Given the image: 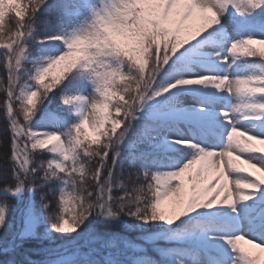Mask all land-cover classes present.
Listing matches in <instances>:
<instances>
[{"label": "snow or ice", "instance_id": "obj_1", "mask_svg": "<svg viewBox=\"0 0 264 264\" xmlns=\"http://www.w3.org/2000/svg\"><path fill=\"white\" fill-rule=\"evenodd\" d=\"M257 45L264 0H0V264H264Z\"/></svg>", "mask_w": 264, "mask_h": 264}, {"label": "trees", "instance_id": "obj_2", "mask_svg": "<svg viewBox=\"0 0 264 264\" xmlns=\"http://www.w3.org/2000/svg\"><path fill=\"white\" fill-rule=\"evenodd\" d=\"M23 1L27 2V0H23ZM257 47L264 48V45H257ZM0 78H2L6 82V71L4 69L2 62H0ZM3 100H4V93H3V91H0V125H2V122L4 119ZM55 105H56V101L53 102L52 106L55 107ZM82 132L84 135L91 137V135L87 133V131L84 127L82 129ZM3 156H4L3 151H0V167H2L3 163H4ZM40 158L41 159H47L48 156H47V154H45L44 156H42ZM12 203H15V201H12ZM112 230L117 231L121 234L127 235L132 239H136V237L138 235L135 232L125 231L122 227H114ZM38 244H39V242H33L32 244L25 245V248L26 249H32V248L38 246ZM146 247L148 248V254L155 257L156 253L152 250L151 245H146ZM17 258L20 259L22 257H17ZM32 258L33 259H39L40 257L38 255H36L35 253H33Z\"/></svg>", "mask_w": 264, "mask_h": 264}, {"label": "rangeland", "instance_id": "obj_3", "mask_svg": "<svg viewBox=\"0 0 264 264\" xmlns=\"http://www.w3.org/2000/svg\"><path fill=\"white\" fill-rule=\"evenodd\" d=\"M23 2L26 3V1H23ZM84 128L86 129V131H87L88 134H90L91 136L94 135V133H93V131H92V129H91V127L89 126L88 123H86V124L84 125ZM261 147H264V145H261ZM245 167H248V166L245 165ZM249 170L252 171V169H249ZM241 243H243V244L245 245V247H248V248H249L250 250H252L254 253L260 251L259 249L254 248L252 245L247 244L245 241H242ZM262 259H264V254H262Z\"/></svg>", "mask_w": 264, "mask_h": 264}]
</instances>
